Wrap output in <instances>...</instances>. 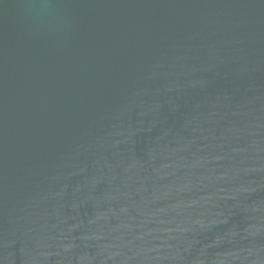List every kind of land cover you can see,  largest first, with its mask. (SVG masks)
Wrapping results in <instances>:
<instances>
[{"label":"water","instance_id":"95a60500","mask_svg":"<svg viewBox=\"0 0 264 264\" xmlns=\"http://www.w3.org/2000/svg\"><path fill=\"white\" fill-rule=\"evenodd\" d=\"M0 264H264V0H0Z\"/></svg>","mask_w":264,"mask_h":264}]
</instances>
